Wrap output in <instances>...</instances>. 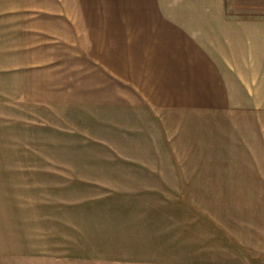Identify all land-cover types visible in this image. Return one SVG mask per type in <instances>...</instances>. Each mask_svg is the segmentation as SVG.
Segmentation results:
<instances>
[{
    "label": "crops",
    "instance_id": "obj_1",
    "mask_svg": "<svg viewBox=\"0 0 264 264\" xmlns=\"http://www.w3.org/2000/svg\"><path fill=\"white\" fill-rule=\"evenodd\" d=\"M239 1L121 2L120 78L136 79L141 98H131L135 109L128 105L120 112V117L128 120L127 129L137 128L135 139L122 138L121 142L137 144L135 154L150 172L144 169L142 181L136 182L146 195L129 201L134 208L125 211L124 225L113 221L112 227L125 233L121 235V255L135 256L141 264H161V257L185 254L193 245L192 239L183 235L185 213L191 203L198 204L185 199L171 201L161 192L209 190V179L219 192L264 190V8L248 9ZM55 2L57 5L0 0V264H49L47 139H42L41 132L33 134L28 113L33 106L67 107L68 96L75 95L66 91L71 85L63 69L58 76L62 54L58 48L65 28L71 24L73 30V21L64 17V6ZM21 19L23 26H19ZM19 30L27 34L17 48L22 42H16ZM37 34L44 36L43 41L31 40ZM73 39L71 48L79 49V40ZM75 63L79 73L80 63ZM132 63H136L135 76L131 75ZM39 64H53V68L33 77L32 68ZM209 110L216 115L211 124L215 125L216 164L211 171L197 165L206 159V139L185 137L196 125H188V119L201 116L193 112ZM175 112L178 123H159L173 119ZM179 128L187 133L174 143ZM109 141L117 146L112 137ZM38 143L39 149H35ZM176 158L197 164L177 167ZM34 159L40 161L33 163ZM128 183L126 188L132 184ZM50 187L60 192L64 186L54 183ZM234 206L231 203L229 207ZM237 206L262 207L255 201ZM218 207L216 222L221 229L225 213L232 218L236 214L224 209L223 199L217 201ZM56 211L55 221L63 227L65 215ZM220 239L217 244L223 246V236ZM215 263L261 264L224 263L222 257H216Z\"/></svg>",
    "mask_w": 264,
    "mask_h": 264
},
{
    "label": "rangeland",
    "instance_id": "obj_2",
    "mask_svg": "<svg viewBox=\"0 0 264 264\" xmlns=\"http://www.w3.org/2000/svg\"><path fill=\"white\" fill-rule=\"evenodd\" d=\"M55 1L38 0L47 2L48 5H57ZM121 2L122 0H58V5L64 6L66 12L64 17L73 21V30L71 24L65 23L70 27L67 26L63 31L64 41L58 48L62 51L58 62V76L60 68L63 69L71 85L66 91H71L75 95L68 96L70 103L67 107L63 104L33 106L28 113L33 123V134L41 132L42 139L43 137L47 139L49 264L142 263L138 262L135 256L121 255V235L125 233L112 227L113 221L124 225L127 218L125 211L134 208L129 206V201L141 199L146 195L138 190L136 184L143 176L142 171L147 170L143 160L136 156L137 144L130 142L131 144L127 145L121 142L122 138L123 141L127 137L135 139L137 128L133 126L132 129H127L128 120L121 118L120 112H125L128 105L132 109L136 108L131 98L141 99L137 92V80L120 78ZM239 3L248 9L264 8V0H240ZM19 22L21 24L19 26H23V19ZM122 32L123 34L126 32V26L122 27ZM16 33V42L22 41L27 34L22 30ZM42 38L44 36L40 37L37 34L33 35L31 40L34 42ZM71 39L79 40V49L71 48ZM23 42L17 44V48ZM76 61L80 63L79 73L76 70ZM131 65L133 71L131 75L135 76L136 63ZM51 68L53 64L42 66L39 64L32 68L33 77L40 76L39 73ZM65 76V84H68ZM90 91L95 93L88 94ZM107 98H110L109 101ZM174 98L176 102H180L179 95ZM107 108H111L112 111H108ZM193 113L201 116L188 119V125H196L191 127V133L185 137L192 135L206 139V159L200 160L202 164H197L192 159L188 162L176 158L174 165L179 167L194 162L190 165H202L208 171L214 170L215 125L211 124L216 119L215 111ZM176 114L178 112H175L173 119L169 118V121L162 119L159 123L161 125L174 123L175 120L178 123ZM105 115L108 118H105ZM174 133L178 136V138L175 136L174 140V143H177L187 132L179 128ZM111 137L115 139L116 147L109 141ZM36 145L35 149H39V143ZM39 161L32 160L33 163ZM41 162L43 163V160ZM129 181L132 184L126 188L125 185H128ZM54 183L59 185L63 183V190L57 192L51 189L50 186ZM208 188L209 190L204 191L173 190L160 193L162 197L171 201L185 199L199 205L191 203L189 211L185 213L187 221L184 222L183 235L189 240L192 239L193 245L185 249V254L163 259L161 257V264H216V257L218 259L222 257L224 263H264V190L219 192L214 190L215 184L211 183L210 179ZM219 199L224 200V209H230L232 214H236L232 218L224 211V224L221 229L216 222ZM253 201L262 207L237 206ZM231 203L236 206L229 207ZM178 208L176 207V210H180ZM254 209L255 213L249 214ZM56 210L62 211L65 215L63 227L60 221H55ZM222 236L223 246H218L217 242L220 238L222 240ZM217 252L222 256L217 255Z\"/></svg>",
    "mask_w": 264,
    "mask_h": 264
}]
</instances>
